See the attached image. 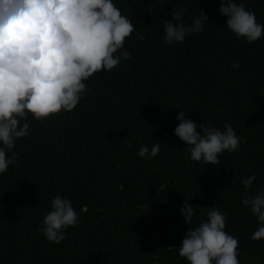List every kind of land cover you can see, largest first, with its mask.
Segmentation results:
<instances>
[{"label":"trees","instance_id":"obj_1","mask_svg":"<svg viewBox=\"0 0 264 264\" xmlns=\"http://www.w3.org/2000/svg\"><path fill=\"white\" fill-rule=\"evenodd\" d=\"M234 2L264 24V0ZM113 3L134 25L120 50L130 59L89 78L72 112L29 115L18 159L0 174V264H187L178 248L210 207L226 216L240 264H264V239H251L258 219L242 203L243 179L256 176L248 194L264 189V36L237 39L221 0ZM181 7L183 22L200 11L209 21L183 43L164 44L163 21ZM180 111L198 126L230 125L239 148L218 166L193 161L174 135ZM155 142L156 157L137 155ZM57 195L79 215L58 245L40 231ZM185 200L194 206L190 225Z\"/></svg>","mask_w":264,"mask_h":264},{"label":"clouds","instance_id":"obj_2","mask_svg":"<svg viewBox=\"0 0 264 264\" xmlns=\"http://www.w3.org/2000/svg\"><path fill=\"white\" fill-rule=\"evenodd\" d=\"M185 12L181 7L173 11L171 20L163 21L164 44L183 43L187 35L200 33L209 21L200 11L187 24L183 22ZM219 12L228 18L226 26L237 39L251 44L264 36V24L243 4L221 0ZM133 32V23L113 0H0V174L18 159L13 150L16 141L29 134V115L43 121L76 109L87 92L89 78L130 59L129 52L120 50ZM232 67L238 68V62L233 61ZM177 120L174 135L187 146L193 161L218 166L224 152L239 148L240 138L230 125L223 131L206 123L198 126L183 111ZM160 148L159 142L151 149L145 145L137 155L156 157ZM255 179L252 175L242 180V203L258 219L251 239L259 241L264 239V189L248 194ZM180 211L190 225L194 206L185 200ZM78 221L71 202L57 195L40 231L58 245L66 239L65 230L78 226ZM225 229L226 216L210 207L207 220L186 232L179 257L187 264H240L239 241Z\"/></svg>","mask_w":264,"mask_h":264}]
</instances>
